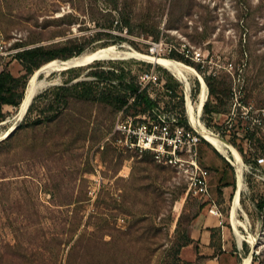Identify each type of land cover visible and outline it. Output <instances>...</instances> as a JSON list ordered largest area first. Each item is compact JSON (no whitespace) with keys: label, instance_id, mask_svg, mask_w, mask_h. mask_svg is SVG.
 I'll use <instances>...</instances> for the list:
<instances>
[{"label":"rangeland","instance_id":"obj_1","mask_svg":"<svg viewBox=\"0 0 264 264\" xmlns=\"http://www.w3.org/2000/svg\"><path fill=\"white\" fill-rule=\"evenodd\" d=\"M0 25L13 46L28 50L85 36L86 50L113 45L201 65L208 81L202 121L243 156L237 218L245 239L236 264L254 256L264 264V207L258 208L264 200V0H0ZM157 37L163 46L152 53ZM5 70L21 81L25 96L32 75L25 63L19 59ZM145 72L162 85L144 89L147 94L167 108L173 101L163 88L172 89L186 110L185 86L138 58L52 71L19 121V106H4L0 137L17 125L8 140L0 139L7 140L0 146L2 264H205L190 234L202 201L187 195L185 178L171 167L115 141L117 119L144 111L129 86ZM190 84L196 103L200 81L191 76ZM181 107L180 100L174 108L181 113ZM203 139L198 154L212 186L220 172L206 164L201 147L219 155ZM224 164L213 200L219 206L222 199L219 210L233 227L239 165L230 156Z\"/></svg>","mask_w":264,"mask_h":264},{"label":"built area","instance_id":"obj_2","mask_svg":"<svg viewBox=\"0 0 264 264\" xmlns=\"http://www.w3.org/2000/svg\"><path fill=\"white\" fill-rule=\"evenodd\" d=\"M153 46L152 53L163 46V41L155 42ZM26 49L13 46L0 25V73L5 70L7 64L19 62L18 54ZM200 56L201 54L196 53V58ZM138 86L141 90L162 88L160 78L154 72L142 74ZM163 91L172 99L173 105L166 108L158 103L159 111L154 116L118 118L113 128V134L119 136L115 141L127 150L150 153L156 162L171 167L185 178L188 185L187 195L190 194L203 203H210V213L221 217L222 213L211 197L210 171L201 164L198 154L202 136L183 125L182 114L174 108L182 98L175 96L172 89L163 88ZM148 94L156 99L155 93Z\"/></svg>","mask_w":264,"mask_h":264},{"label":"bare ground","instance_id":"obj_3","mask_svg":"<svg viewBox=\"0 0 264 264\" xmlns=\"http://www.w3.org/2000/svg\"><path fill=\"white\" fill-rule=\"evenodd\" d=\"M129 58L143 59L150 63L159 65L164 69L168 70L176 79H178L185 86L186 99H187L186 115L189 124L193 128L197 129L199 133L222 155H224L225 157H229V156L232 157L234 162L239 165L238 188L235 193L233 206L230 213H231V222L234 227L233 229L235 230V233L238 237L239 245L241 246L243 240L245 239V236L240 232L238 227L239 226L243 227L245 226V224L237 218L238 215L237 211L242 207L241 194L244 189V183L242 177V168L244 165L243 159L239 154V152L232 145L227 143L217 134L210 131L207 128V126L203 123L202 114H203L204 106L208 99V89L204 78L193 67L186 65L180 61H176L164 57H156L154 55H148L138 51L123 50L121 47H117L113 45L101 47L93 50H88L82 53L80 56H76L72 58V60L69 61L68 63H61L58 60H52L42 65L38 70H36L31 75L25 91V96L18 109L17 120L19 121L25 116L35 96L40 92V90H42L45 86L49 84L48 76L52 71L55 72L65 71L69 66H74V68L72 69H75L96 61H108V60L129 59ZM41 74H45L46 75L45 78L42 79L40 77ZM191 76H195L200 81V92L196 103H194L190 99ZM16 125L13 124L10 127L9 131L4 136L0 137V139H4L8 134L13 132V130H15L16 128ZM249 242L253 247L256 246V243L252 238H250ZM251 263H252L251 257L246 258L243 262V264H251Z\"/></svg>","mask_w":264,"mask_h":264},{"label":"trees","instance_id":"obj_4","mask_svg":"<svg viewBox=\"0 0 264 264\" xmlns=\"http://www.w3.org/2000/svg\"><path fill=\"white\" fill-rule=\"evenodd\" d=\"M126 27H127V24H126ZM159 39L160 38L157 37L156 40H154V41L159 42ZM117 40L119 42L124 41L122 38H117ZM86 41L87 40H86L85 36L75 37L74 39L68 40L64 46H61V47H58L55 49H46L43 46L36 47L34 49H29V50L26 49L25 51L18 54L17 57H18V59L22 60L25 63V68L27 69V71H29L31 74H33L34 70L35 71L38 70L42 65H44L45 63H48L52 60L62 58L63 59L62 61H65V60H69L71 58H74L76 56H80L82 53L88 51L85 49L84 43H86ZM106 46H108V45H106ZM102 47H105V46H102ZM61 52H70V54L62 56L61 54H59ZM74 52H76V53L73 55ZM180 60L188 62V60L187 59L184 60L183 57H181ZM195 68L200 74H203L201 65H196ZM203 78L207 84L208 81H207L206 77H204V75H203ZM20 82L21 81L19 79L14 78L7 70H4L0 73V122L5 120L4 106H13V107L19 106L20 107V104L24 98L23 92H18L19 91L18 89L20 88L19 87ZM76 86H79V84H77ZM22 88H24V87H22ZM63 89H66V86L59 87V90H63ZM129 89L132 92V95L134 97L133 98L134 102L136 104L141 105L144 109L143 113L132 115V117L144 116V115L154 116L155 113L157 111H159L158 102L156 100H154L153 98H151L149 96V94H147L144 90H141L140 87L138 86V83L137 84H131L129 86ZM181 101H182L181 114L183 116L182 123L188 129H192L190 127V125L188 124V120L186 118V110H185V106H184L183 97H182ZM207 110H208V103L206 102L203 112H205ZM257 123L261 124L262 122L258 121ZM258 124H254V126L249 128L248 131L249 132L250 131L255 132L256 129L258 128ZM200 139H201V141L205 142V140L203 138L200 137ZM6 141L1 142L0 146L4 145L6 143ZM216 152L218 155L221 156V154L217 150H216ZM262 160L264 161V158H262ZM259 161H260V159H259ZM207 204H210V203H207V202L203 203L202 202L201 209L204 207V205H207ZM263 207H264V200H262L258 205V208L261 211H262ZM257 261H259V257L254 256L252 264H256ZM2 263L3 262H2V259L0 257V264H2Z\"/></svg>","mask_w":264,"mask_h":264},{"label":"crops","instance_id":"obj_5","mask_svg":"<svg viewBox=\"0 0 264 264\" xmlns=\"http://www.w3.org/2000/svg\"><path fill=\"white\" fill-rule=\"evenodd\" d=\"M201 151L205 157L206 164L220 172L218 176L216 175V178L212 179L211 197L213 199L214 187L223 178L224 174L226 175L227 170L224 168L225 156L220 153L221 156L219 155V158L211 150L203 146ZM228 184L226 183L225 185ZM227 189L228 187L226 186L224 190L226 191ZM225 197L226 193L223 199ZM218 204L219 206L217 205V207L219 209L223 205L222 199ZM211 206V204L204 205L195 217L190 231L192 238L197 239L199 242V255L206 256L205 264H236L243 242L240 246L235 230L225 220L223 214L219 217L210 213Z\"/></svg>","mask_w":264,"mask_h":264},{"label":"water","instance_id":"obj_6","mask_svg":"<svg viewBox=\"0 0 264 264\" xmlns=\"http://www.w3.org/2000/svg\"><path fill=\"white\" fill-rule=\"evenodd\" d=\"M72 60V58L71 59H69V60H65V61H60L61 63H68L69 61H71ZM72 68H74V66H69L66 70H69V69H72ZM31 105V104H30ZM16 129V128H15ZM14 131V130H13ZM12 133V132H11ZM10 133V134H11ZM10 134H8L4 139H2V140H5V139H7V138H9V136H10ZM202 138H203V136H202ZM218 151V150H217ZM219 152V151H218ZM220 153V152H219Z\"/></svg>","mask_w":264,"mask_h":264}]
</instances>
